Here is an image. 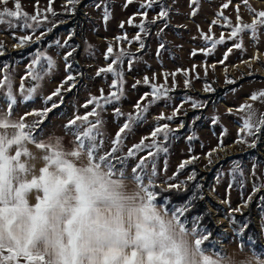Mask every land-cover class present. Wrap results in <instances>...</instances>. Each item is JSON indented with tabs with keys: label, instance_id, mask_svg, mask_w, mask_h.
<instances>
[{
	"label": "snow or ice",
	"instance_id": "obj_1",
	"mask_svg": "<svg viewBox=\"0 0 264 264\" xmlns=\"http://www.w3.org/2000/svg\"><path fill=\"white\" fill-rule=\"evenodd\" d=\"M13 8L7 5L10 0H0L4 5L0 8V25H7L9 29H20L26 31L22 36H17L18 41L14 47L24 48L32 43L39 44L41 39L59 26L54 19L49 20V16L55 18L58 13L53 8L55 0H48L46 8L39 6L36 0L34 14H29L23 10L20 0H11ZM134 0H126L124 7L131 5ZM244 5H248V0H242ZM80 0H66L65 11L75 14L76 6ZM159 0H146L140 6L141 9H151ZM232 0H227L221 10L216 14L209 26V33L212 27L223 21L222 27L230 28V39H236L244 32H250L253 39H256L260 27H264V11H255L248 7V11L253 13L251 24L242 22L240 16V5L236 6V24L233 25L229 17L224 15V10L228 9ZM193 6L199 4V0H191ZM97 8L102 5L97 4ZM198 7H194L192 16L197 14ZM141 22L135 24L136 16L127 20L129 26L137 28L139 31L135 35V42L140 49L144 48L142 35L147 34V11L138 12ZM169 16L167 8H161L157 17L151 21L155 24L157 20H166ZM110 19V11L107 5H103V20L105 23ZM120 28L125 27V23H120ZM167 27V24H165ZM40 35H36L37 31ZM163 30V29H162ZM202 38L210 47L202 49L205 55L211 54L219 44L225 43L222 35L219 40L211 35L201 32ZM72 38L69 35L68 40ZM116 41H127V34L117 36ZM129 44L132 41H128ZM58 46L60 41L55 42ZM164 47L163 44L160 45ZM236 49H242L243 43L234 45ZM75 48L66 52L63 59L65 61L64 80L56 89L46 97L45 103L52 101L51 107H45L41 111L28 112L19 120L12 119L14 106L17 98L13 89V77L9 73L7 64L0 67L3 76L0 77V93H3L7 103V109L0 108V264H233L224 254L218 252L209 253L204 247L209 240V234L199 228L196 217L192 226H187V220L182 219L189 210V204L181 207L169 208L165 198L162 204L158 197L165 189L156 191L158 187L155 182L157 169L155 157L159 153H167L165 146L169 140L173 129L168 123L158 124L150 133L127 150V158L135 157L140 152L147 151V155L140 158L139 162L132 168V182L135 188L128 191L125 183V172L123 169L117 171L113 163L119 160L124 163V157H117L121 151L127 132L131 131L134 123L143 119L148 112L149 105L141 101L146 100L151 95L152 102L167 97L168 73L164 74L165 84H152L148 77H144V84L151 86V92L145 94L138 101L134 108L135 114H128L125 122L119 126L114 139L111 140L110 151L103 152V140L101 131L103 121L101 112L107 105L120 101L124 94V75L114 65L122 64L124 58L131 57L132 54L125 52L122 48L118 53H114L110 44L105 53V60L111 58V63L107 67L99 68L96 75L101 73H111L115 78L109 86L111 91L108 95L100 89L99 96H91L83 105L85 109L91 106L90 111L83 115L76 114L69 120L66 129L73 136L72 148L66 149L59 138L39 139L36 129L43 123L45 117L52 109L59 107L53 101V97H60L63 102L62 90L71 91L76 86V75L73 74V65L69 62ZM232 51L227 50V54ZM193 56L196 52L193 51ZM5 56L3 44H0V57ZM253 59L258 60L259 54ZM129 68L132 59H129ZM223 63V61H221ZM244 63L251 64V61ZM55 67V61L45 52L37 49L27 65V72L22 77L19 86L20 93L24 100L32 99L37 91L40 81ZM215 68V65L212 66ZM207 73V66H205ZM173 78L176 73L171 74ZM187 75V73H185ZM31 78L35 82L34 86L25 88L23 81ZM229 84L235 81L228 79ZM139 83V81L137 82ZM185 87L190 81L185 79ZM67 86V88L65 87ZM205 91H211L210 85H205ZM264 97V91L253 93L250 96L252 101ZM193 108L203 107L195 100H187ZM183 104L179 105L171 115H159V121H172ZM116 116H124L119 108L115 110ZM237 111L245 113L242 118V125L239 128L237 144L248 143V137L257 136L264 129V115H257L252 110L251 104H243ZM27 116H34L38 119L33 123H26ZM180 127H184L181 123ZM9 129L13 131L9 133ZM43 131V129H40ZM161 138L162 141L161 142ZM192 140L193 137H189ZM151 141L146 143L145 141ZM33 144L36 149L42 151L41 157H36L29 151L27 145ZM255 141L249 147H255ZM223 141L206 155L209 164L211 157L218 151H223ZM149 157L153 159L149 161ZM41 159L43 167L37 169L35 161ZM199 157L192 156L183 160L173 177L174 180L179 173L188 165L193 164ZM151 163L150 172L145 170ZM240 172L238 162L237 167L232 169L233 177ZM253 175L255 171L253 170ZM147 176V183H145ZM196 179V172L193 171L188 177V181ZM167 183V191L179 190L184 185L182 183ZM186 184V182H184ZM264 184H253L252 193L247 197L242 207H247L251 203L253 196L261 192ZM34 197L35 203H32ZM264 201V196L260 197ZM233 211H239L234 209ZM245 264H264V259L254 257L253 260Z\"/></svg>",
	"mask_w": 264,
	"mask_h": 264
},
{
	"label": "rangeland",
	"instance_id": "obj_2",
	"mask_svg": "<svg viewBox=\"0 0 264 264\" xmlns=\"http://www.w3.org/2000/svg\"><path fill=\"white\" fill-rule=\"evenodd\" d=\"M145 2L146 0H134L131 5L124 7L126 0H80L73 15L65 11L66 0H55L53 8L58 15L55 18L49 16V20L63 22L43 37L39 44L32 43L24 48L14 47L18 42L15 37L29 33L0 25V44H3L5 49V56L0 57V67L4 64L9 66L8 71L13 77V89L17 98L12 119L19 120L28 112L51 107L52 101L46 104V97L66 77L63 57L66 52L75 48L69 62L72 63V72L77 77L76 86L71 91L62 90V103L60 97H53V101L58 103L59 107L52 109L36 129L39 139L59 138L66 149H71L74 138L66 129L69 120L76 114L83 115L86 111H90L91 106L85 109L83 105L91 96H99L100 89H103L105 95L109 94L111 91L109 86L115 77L111 73H101L99 76L96 73L99 68L107 67L111 63V58L109 60L104 58L110 44L114 53H118L122 48L132 56H126L122 64L114 65L123 72L124 94L120 101L107 105L101 112L103 135L98 139L103 140L101 153L103 154L110 151L111 140L114 139L119 126L125 122V117L128 114H135L134 105L141 101L145 94L151 92L150 84L146 85L143 82L144 77H148L152 84L161 85L165 84L164 74L168 73L166 86L170 91L167 97L152 102L151 95H148L146 100L141 101L149 105L148 112L144 114L142 120L133 124L131 131L127 132L123 147L116 154L117 157H124L125 160L123 164L118 159L114 160L115 169L117 171L123 169L125 176L132 179V168L141 157L147 155V151L127 158V150L144 137L150 136L151 131L158 124L168 123L173 132L165 144L168 152L159 153L155 157L156 185L166 190V182L184 185V181L193 171L196 172V176L202 174L197 185L203 183V198L213 222L226 233L224 237L227 239L217 238V243L223 247L226 256L231 252L240 260L247 261L250 252L243 249L238 241V235L244 226H240L233 215H240L250 208L252 222L264 245V201L260 199L264 196V188L253 196L247 207H242L252 193L253 184H264V129L257 136L248 137V143L237 144L239 128L245 115L237 109L243 104H251L252 110L256 111L258 116L264 115V97L257 101L250 99L253 93L264 91V27L258 29L256 39H253L251 33L247 31L236 39H230L231 29L222 27L221 20L209 33L212 20L217 18L216 14L227 0H199L197 6H193L191 0H159V3L154 4L151 9H141L140 6ZM20 3L24 11L34 14L36 0H20ZM47 4L48 0H39L41 8H46ZM97 4L102 7L97 8ZM238 4L242 22L246 24H251L254 18L248 7L257 12L264 11V0H248V5H244L242 0H232L230 7L224 10V15L231 19L233 25L237 22ZM103 5H107L110 11V19L107 23L103 20ZM3 7L4 5L0 4V8ZM7 7L13 8L11 0ZM162 7L168 9V18L157 20L155 24L151 23ZM194 7H198V11L192 16ZM141 11L148 12L149 29L147 34L142 35L143 49H140L139 44L134 40L139 30L126 23L135 15L134 23L139 24L141 17L138 12ZM121 22L125 23L123 29L119 26ZM43 30L37 31L36 35H40V31ZM201 32L217 40L223 35L225 43L217 45L211 54L205 55L201 50L210 47V44L205 42ZM125 34L128 40L118 43L115 38ZM69 35L72 36L70 40H68ZM57 40L60 41V45H64L66 40L68 44L66 47L58 46L55 43ZM128 41L132 43L129 44ZM241 41L243 48L236 49L234 45ZM161 44L164 45L163 48L160 47ZM229 48L232 51L227 54V60H224ZM37 49L50 56L55 61V67L40 81L32 99L24 100L19 86L22 77L26 75L27 65ZM24 50L21 60L10 55ZM193 51L196 52L195 56L192 55ZM257 54L259 59H253ZM129 59H132L130 68ZM245 61H251V64L244 63ZM213 65L215 68L212 67ZM172 73H176L174 78ZM2 76L3 72H0V77ZM185 79L190 81L188 87H185ZM228 79L235 83H227ZM23 83L25 88L35 84L31 78L24 80ZM206 84L211 86V91L204 90ZM187 100H195L203 107L193 108L191 103L185 102ZM181 104L183 107L172 121L158 120L159 115H171ZM0 108L7 109L3 93H0ZM116 108H119L124 116H116L114 111ZM37 119L34 116H27L25 122L31 124ZM181 123L184 125L182 128ZM189 137L193 139L189 140ZM221 141L224 150L214 153L211 157L212 163L209 164L206 154L216 148ZM253 141L256 146L249 147ZM161 142H163L162 138ZM192 156H197L199 159L188 165L174 180H169L176 173L179 164ZM152 159L149 157V161ZM237 162L243 175L237 173L233 177L232 169L237 167ZM150 170L151 163L145 171L150 172ZM182 189L183 187L179 190ZM234 209L239 211H233Z\"/></svg>",
	"mask_w": 264,
	"mask_h": 264
},
{
	"label": "trees",
	"instance_id": "obj_3",
	"mask_svg": "<svg viewBox=\"0 0 264 264\" xmlns=\"http://www.w3.org/2000/svg\"><path fill=\"white\" fill-rule=\"evenodd\" d=\"M24 51H17L13 52L10 55L16 57L17 59L21 60L24 55ZM197 171V170H196ZM183 172V170L181 171ZM198 172V171H197ZM199 173V172H198ZM199 176L202 174H198L196 176V181H188L185 180L186 184L184 183L182 190L172 189L171 191H163L161 196L158 197V200L164 204V200L166 198L167 204L164 205L169 208H176L179 206H183L184 204H189V210L185 213L182 219L187 220V226L191 227L193 221L196 217H200L196 223L198 224L199 228H201L205 234H209V240L205 242L204 247L208 249L209 252H218L225 255V251L223 247H221L216 239L225 240L226 236L223 231L216 226L213 222L211 217V213L206 205L204 200V189L203 183L199 184ZM162 188L157 187L156 191H160ZM216 205V204H214ZM251 211L250 208L244 211L240 215H233V218L237 221L240 226H244V228L240 231V235H238V241L243 249H246L251 254L256 257L262 258L264 257V245L261 243L257 230L254 227L251 218ZM264 224V221H263ZM229 236V235H228ZM227 239V238H226Z\"/></svg>",
	"mask_w": 264,
	"mask_h": 264
},
{
	"label": "crops",
	"instance_id": "obj_4",
	"mask_svg": "<svg viewBox=\"0 0 264 264\" xmlns=\"http://www.w3.org/2000/svg\"><path fill=\"white\" fill-rule=\"evenodd\" d=\"M11 132L12 131L9 130V133H11ZM27 147H28L29 151H31L36 157L39 158L42 156V151L36 149L33 144H28ZM34 163H35V167L37 169L44 166L43 161L41 159H37ZM125 183L127 184L128 191H132L135 188V184L132 182V179L127 177V176H125ZM31 202L35 203L34 197L32 198ZM209 253H211V252H209ZM252 255L253 254H251V253L249 255H247L248 256L247 261L253 260L254 257H256V256H254V255L252 256ZM227 257L233 262V264H245V262H247V261L240 260L239 257H237V256L235 257V255H232L231 252L227 253Z\"/></svg>",
	"mask_w": 264,
	"mask_h": 264
}]
</instances>
